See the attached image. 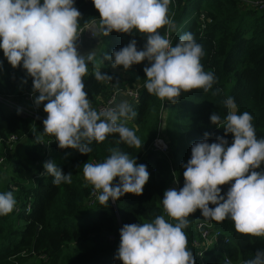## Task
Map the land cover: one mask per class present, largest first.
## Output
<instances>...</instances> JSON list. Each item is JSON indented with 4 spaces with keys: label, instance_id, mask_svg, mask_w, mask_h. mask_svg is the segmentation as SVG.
I'll use <instances>...</instances> for the list:
<instances>
[{
    "label": "trees",
    "instance_id": "trees-1",
    "mask_svg": "<svg viewBox=\"0 0 264 264\" xmlns=\"http://www.w3.org/2000/svg\"><path fill=\"white\" fill-rule=\"evenodd\" d=\"M74 6L81 13L80 28L98 21L99 13L92 0H74ZM168 16L175 22V31L169 33L167 26L159 31L172 40L173 46L185 32H191L202 45L203 68L215 75L208 92H181L176 103L149 94L144 87L146 60L127 70L122 66L125 79L108 69L105 73L112 77L111 81H97L94 68L83 78L94 109L98 98L111 87H138V99L130 104L137 116L120 122L135 131L143 143L139 149L121 142L118 134L108 135L101 143L93 141L88 154L59 148L54 137L43 135V126L35 115L8 106L30 103L26 94L32 91V78L22 65L13 68L0 50V152L7 162L0 170V193L11 191L16 200L11 213L0 215V264H122L114 258L120 242L119 229L124 224L150 222L157 215L169 219L163 212V192L183 186L181 165L190 159L192 144L203 140L206 132L209 143L224 136L231 144L232 134L225 135L222 127L210 121L213 112L222 120L227 115L229 109L223 102L228 96L234 98L238 115L247 111L253 116L256 136L264 138V0H170ZM132 39L137 42V50H142L146 37L135 31L111 32L104 37L102 50H119ZM39 106L38 114L45 117L43 104ZM33 125L44 142L51 141L37 143L30 130ZM11 135H16L17 140L10 145ZM157 138L168 143L167 153L154 147ZM24 140L28 143L22 152L13 149V144L21 141L22 146ZM113 147L127 152L137 164H145L149 179L142 194L125 193L101 205L98 193L84 181L83 163L102 162ZM50 160L63 173H71L70 184L55 185L53 177L44 174L43 164ZM262 169L264 163L256 170ZM229 187L222 185L221 194ZM188 220L184 231L195 264H244L254 258L257 250H264V237L237 233L230 219L212 221L217 240L210 246L201 245L204 240L195 225L207 220L199 209Z\"/></svg>",
    "mask_w": 264,
    "mask_h": 264
},
{
    "label": "clouds",
    "instance_id": "clouds-1",
    "mask_svg": "<svg viewBox=\"0 0 264 264\" xmlns=\"http://www.w3.org/2000/svg\"><path fill=\"white\" fill-rule=\"evenodd\" d=\"M92 4L99 13L98 21L87 26L92 38L113 31H135L146 37L142 50H137L132 39L103 59L125 70L146 60L144 87L149 94L176 103L181 92L212 89L215 75L204 70V50L194 35L183 33L173 46L159 31L165 26L169 33L176 29L168 16L170 0H92ZM80 19L74 0H0V50L13 68L22 65L32 78V92L39 93L34 103L43 104L47 114L43 135L54 137L59 148L88 154L93 141L101 143L108 135L118 134L121 142L139 149L143 143L135 131L120 122L137 116L127 101L113 98L100 110L91 105L83 78L96 52L80 54L77 50ZM93 75L97 81L112 79L100 69ZM223 103L229 109L227 115L222 120L213 112L210 121L222 127L225 135L232 134L231 144L224 136L209 143L207 132L203 140L192 144L190 159L181 165L183 186L163 192L161 203L169 219L157 215L150 222L124 224L119 229L114 258L122 264H195L184 229L197 209L205 220L230 219L237 233L264 237V169L256 170L264 163V138H257L249 112L236 113L234 98L228 96ZM30 130L37 143L51 141L44 142L35 125ZM108 151L110 155L102 162L83 163V178L98 193V202L107 205L110 198L116 201L125 193L142 194L149 179L147 166L137 164L119 148ZM43 167L53 184L72 182L71 173H63L54 161L44 162ZM225 184L230 187L222 195ZM15 204L11 191L0 193V215L11 213ZM244 264H264V250H257Z\"/></svg>",
    "mask_w": 264,
    "mask_h": 264
},
{
    "label": "built area",
    "instance_id": "built-area-1",
    "mask_svg": "<svg viewBox=\"0 0 264 264\" xmlns=\"http://www.w3.org/2000/svg\"><path fill=\"white\" fill-rule=\"evenodd\" d=\"M86 28L87 26L80 28L82 32L77 41V50H78L79 45L82 42V37H83L84 32L86 31ZM111 90H112V87H111ZM120 92L125 93L128 96V98L132 100V102H135L138 99V87L129 88L126 86L124 89H119V90L113 89L112 92L102 94L98 98V105H97L96 110H100L102 108L108 107L110 105V102L113 100V98H116L115 95ZM38 94L39 93H33L32 91L26 94L27 100H29L31 106H28V105H17V106L8 105V106L15 107L17 110H19L22 113L29 114V115L31 113L35 115V119L38 120L43 126L42 121L43 119L46 118V116L44 117L38 114L40 110V106H37L34 103V97L37 96ZM122 119L123 118H121V120ZM16 140H17L16 135L9 136L8 141L10 145L14 143ZM1 145H2V142L0 139V149H1ZM154 147L160 152H164V153H167L169 150L168 143L164 140L159 141L158 138L154 142ZM4 162H5V155L0 152V170L4 166L5 164ZM212 226L213 225H212L211 220H207V222H197L196 223L195 228L197 231L200 232L201 237L204 240L201 245L204 244L205 246H210L217 240L218 232H216L215 230H213L212 232ZM194 244L196 245L197 243H194Z\"/></svg>",
    "mask_w": 264,
    "mask_h": 264
},
{
    "label": "crops",
    "instance_id": "crops-1",
    "mask_svg": "<svg viewBox=\"0 0 264 264\" xmlns=\"http://www.w3.org/2000/svg\"><path fill=\"white\" fill-rule=\"evenodd\" d=\"M86 39L83 42L82 39V43H83V47H85L84 49V54L91 51V50H95V52H101V50L103 49L104 46V37L105 36H100L99 37V43L96 45L97 41H95L89 34H88V29L86 28V31L83 34ZM91 37V38H89ZM101 42V43H100ZM92 43H95L94 45ZM79 50V49H78ZM89 64V63H88ZM118 67V66H117ZM122 68V66H121ZM98 69H100L102 71V73H105L108 69L114 70V68L111 65V61H107L103 64L102 67H99ZM123 69H121L122 71ZM116 71V70H115ZM124 71V70H123ZM116 101L119 102L121 100L127 101L129 103V105L132 103V100L128 98V96L123 93L120 92L119 94L116 95ZM29 105V104H28ZM175 188V187H173ZM212 222V220H211Z\"/></svg>",
    "mask_w": 264,
    "mask_h": 264
},
{
    "label": "rangeland",
    "instance_id": "rangeland-1",
    "mask_svg": "<svg viewBox=\"0 0 264 264\" xmlns=\"http://www.w3.org/2000/svg\"><path fill=\"white\" fill-rule=\"evenodd\" d=\"M84 36V35H83ZM89 38H91V37H89ZM82 39H83V42H84V40L86 39L85 37H82ZM99 43V41L96 43V45ZM101 43V42H100ZM93 45L95 44V43H92ZM78 52L80 53V54H84V49H85V47H83V43L81 42V44L79 45V47H78ZM105 50V49H104ZM108 54V55H111V53H112V51L111 52H104L103 50L101 51V52H96V56H95V59H94V61H92V62H89V64H88V71L90 70V68H94L95 70L96 69H98L99 67H102L103 66V64L105 63V62H107L108 60H104V59H101V55L102 54ZM121 66H118V67H115L114 68V70H116L117 72H118V74L122 77V78H126V74H125V72L122 70L121 71ZM113 90V89H112ZM112 90L110 89L109 90V92H112ZM117 94H119V93H117ZM116 94V95H117ZM115 95V96H116ZM9 107H11V106H9ZM128 121V120H127ZM158 140L160 141V140H163L162 138H158ZM27 140H24L23 141V145L22 146H20L21 145V141H18L17 143H15V144H13V149H20V152H22V147L23 146H25V145H27ZM7 163V162H6ZM6 163H5V166H6ZM4 171V170H3ZM3 171H2V173H3ZM1 173V174H2ZM85 181V180H84ZM86 182V181H85ZM87 183V182H86ZM173 188V187H172Z\"/></svg>",
    "mask_w": 264,
    "mask_h": 264
},
{
    "label": "water",
    "instance_id": "water-1",
    "mask_svg": "<svg viewBox=\"0 0 264 264\" xmlns=\"http://www.w3.org/2000/svg\"><path fill=\"white\" fill-rule=\"evenodd\" d=\"M93 39L95 40V41H99V37H97V36H93Z\"/></svg>",
    "mask_w": 264,
    "mask_h": 264
}]
</instances>
